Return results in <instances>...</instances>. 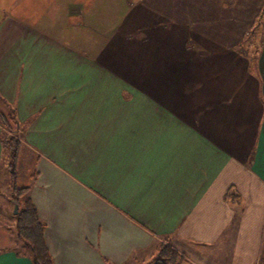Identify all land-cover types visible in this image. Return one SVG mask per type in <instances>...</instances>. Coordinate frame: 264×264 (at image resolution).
<instances>
[{
    "label": "crops",
    "instance_id": "obj_1",
    "mask_svg": "<svg viewBox=\"0 0 264 264\" xmlns=\"http://www.w3.org/2000/svg\"><path fill=\"white\" fill-rule=\"evenodd\" d=\"M0 111L53 264H257L264 0H0ZM11 214L0 264H32Z\"/></svg>",
    "mask_w": 264,
    "mask_h": 264
},
{
    "label": "trees",
    "instance_id": "obj_2",
    "mask_svg": "<svg viewBox=\"0 0 264 264\" xmlns=\"http://www.w3.org/2000/svg\"><path fill=\"white\" fill-rule=\"evenodd\" d=\"M0 124L9 135L2 141L4 167L8 173V184L11 190L10 197L17 200L18 211L11 214V228L14 241L13 245L18 246V254L30 258L32 264H53L52 258L43 240L44 224L38 218L35 208L30 201L22 197L26 196L27 187H18L17 162L20 151L18 140L20 126L12 113L4 114L0 111ZM13 240V239H12ZM183 257L166 243H159L151 256L149 264H182ZM257 264H264V228L261 239V247Z\"/></svg>",
    "mask_w": 264,
    "mask_h": 264
},
{
    "label": "rangeland",
    "instance_id": "obj_3",
    "mask_svg": "<svg viewBox=\"0 0 264 264\" xmlns=\"http://www.w3.org/2000/svg\"><path fill=\"white\" fill-rule=\"evenodd\" d=\"M30 155L28 151H23L20 150L19 151V156H18V162H17V178H16V185L18 187H24L27 186L28 184H30V179L33 175V164L30 162ZM11 195V190L8 184V173L6 168L4 167V163L1 166V170H0V205H7L11 211L13 210V204L12 202H10V200L12 199L10 197ZM26 198V196L22 197V201ZM13 214V213H12ZM2 223V222H0ZM5 225L7 226L6 229H8V233H13L12 232V226H11V222L7 219L4 220ZM5 227V226H3ZM10 227V228H9ZM14 241L13 235L11 237ZM10 247L12 248H17V245H13V243L9 242ZM153 254V253H152ZM148 256L147 260L144 261L142 264H149V261L151 259V256ZM216 254L219 256V258L217 259V261L220 264H228L230 262L231 259V255H225L224 253H222V251H217ZM182 264H190L187 261H183Z\"/></svg>",
    "mask_w": 264,
    "mask_h": 264
},
{
    "label": "water",
    "instance_id": "obj_4",
    "mask_svg": "<svg viewBox=\"0 0 264 264\" xmlns=\"http://www.w3.org/2000/svg\"><path fill=\"white\" fill-rule=\"evenodd\" d=\"M11 202H12V204H13V210H12V213H13V214H16L17 211H18L17 200H16V199H11Z\"/></svg>",
    "mask_w": 264,
    "mask_h": 264
}]
</instances>
